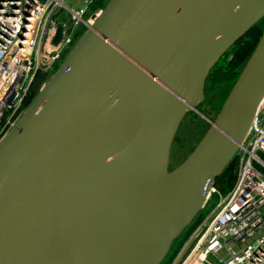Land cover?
Wrapping results in <instances>:
<instances>
[{"label": "water", "instance_id": "95a60500", "mask_svg": "<svg viewBox=\"0 0 264 264\" xmlns=\"http://www.w3.org/2000/svg\"><path fill=\"white\" fill-rule=\"evenodd\" d=\"M102 13L0 141V264H160L264 99L263 30L202 139L130 221L181 119L200 115L208 72L264 0H111Z\"/></svg>", "mask_w": 264, "mask_h": 264}, {"label": "built area", "instance_id": "2783aa9c", "mask_svg": "<svg viewBox=\"0 0 264 264\" xmlns=\"http://www.w3.org/2000/svg\"><path fill=\"white\" fill-rule=\"evenodd\" d=\"M63 2L0 0V141L25 110L36 74L70 51L77 24L89 27L82 11ZM60 9L68 14L65 20H58ZM58 27L60 40L53 46ZM46 41L50 53L44 49ZM234 158L231 190L189 233L170 264H264V99ZM213 194L219 197L211 185L201 210Z\"/></svg>", "mask_w": 264, "mask_h": 264}, {"label": "rangeland", "instance_id": "374dc122", "mask_svg": "<svg viewBox=\"0 0 264 264\" xmlns=\"http://www.w3.org/2000/svg\"><path fill=\"white\" fill-rule=\"evenodd\" d=\"M110 1L111 0H64L63 4L70 10L82 11L83 21H88V20H92V18H94L95 15H98L101 12H103ZM57 13H58L57 14L58 20H65L66 18H68L67 12L63 9L58 10ZM255 24H258L259 28L264 30V16H262ZM88 30L89 27L84 24L76 25V28L74 30L75 33L70 45V51L68 53L63 54L55 61L51 62L47 70L40 72L39 74L40 76L38 77L39 80L37 82L38 83L37 87H35V90L33 91L31 101L29 102L28 106L33 102L35 97L47 85V83L56 75L58 70L62 67L63 63L66 61L67 57L71 53L72 49L77 45L80 39L88 32ZM44 46L46 53H50L51 51H53V49L49 47L50 44L48 41L45 42ZM230 47L225 51V53L228 54L226 57V61L228 62L232 58V54L229 53ZM224 54L219 58V60L222 59ZM248 58L245 60L243 66L239 67L238 75L242 71ZM231 88L232 86L229 88L227 87L225 90L214 91V92L205 91L204 89H202L203 99L202 102L196 108L197 112L201 116L196 114L195 112L187 111L183 116V118L181 119L180 123L178 124L175 130V133L172 137V140L168 148L167 164L165 168L166 174H171L177 167H179L187 159L189 154L194 150L196 145L199 143V141L202 139L205 132L207 131L209 127V122H213L214 118L219 112L222 103L224 102ZM231 176H233V182L230 187L227 186L228 183L226 182L225 179H217V180L215 179L213 181L212 187L217 192L219 197H217L216 194L211 195L208 204L203 210H201L202 216L200 220L213 209L214 204L218 202L219 198H224L226 194H228V192L231 190L236 176L235 170L231 173ZM262 215L264 217V208L262 209ZM199 222L197 224H199ZM175 253L176 252H174L173 256L169 258L167 264H170ZM183 255H181V258L184 257Z\"/></svg>", "mask_w": 264, "mask_h": 264}, {"label": "trees", "instance_id": "16d2710c", "mask_svg": "<svg viewBox=\"0 0 264 264\" xmlns=\"http://www.w3.org/2000/svg\"><path fill=\"white\" fill-rule=\"evenodd\" d=\"M262 29L259 28L258 24L253 25L241 38H239L231 47L229 53L232 54L231 60L226 61V57L228 54H224L222 59H220L208 72L204 84L203 89L205 91H220L225 90L227 87L233 86L236 81L239 73V67L243 66L245 60L251 55L253 52L260 35L262 33ZM39 73L34 77L26 99L24 100L23 107L26 108L31 101V97L35 87H37V82L39 80ZM236 169V159L233 158L228 165L224 168L220 176L217 179H225L228 183V187L231 186L233 182V176L231 173ZM202 213L199 212L194 220L191 222L189 226L184 228L181 233L175 238L170 244V248L168 254L164 258V260L160 264H167L169 258H171L178 250L182 242L186 239L189 233L193 230L194 226L199 222ZM168 256V257H167Z\"/></svg>", "mask_w": 264, "mask_h": 264}, {"label": "bare ground", "instance_id": "6f19581e", "mask_svg": "<svg viewBox=\"0 0 264 264\" xmlns=\"http://www.w3.org/2000/svg\"><path fill=\"white\" fill-rule=\"evenodd\" d=\"M101 12L95 15L92 20H88L89 27L96 25V21L102 17ZM168 153L162 152L158 161L150 168L143 188L140 190L138 202L132 206L131 212L129 213L130 221L136 222L143 214L145 209L153 203L160 191L164 187L165 183L170 179V175L166 174Z\"/></svg>", "mask_w": 264, "mask_h": 264}]
</instances>
